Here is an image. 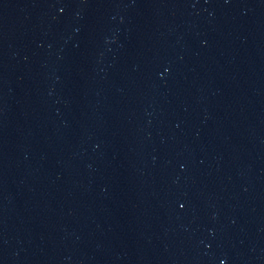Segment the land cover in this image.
<instances>
[{
  "label": "water",
  "instance_id": "water-1",
  "mask_svg": "<svg viewBox=\"0 0 264 264\" xmlns=\"http://www.w3.org/2000/svg\"><path fill=\"white\" fill-rule=\"evenodd\" d=\"M0 264H264V0H0Z\"/></svg>",
  "mask_w": 264,
  "mask_h": 264
}]
</instances>
